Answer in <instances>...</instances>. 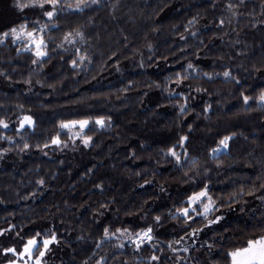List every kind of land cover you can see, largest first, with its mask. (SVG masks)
Instances as JSON below:
<instances>
[{
  "label": "trees",
  "instance_id": "16d2710c",
  "mask_svg": "<svg viewBox=\"0 0 264 264\" xmlns=\"http://www.w3.org/2000/svg\"><path fill=\"white\" fill-rule=\"evenodd\" d=\"M75 3L61 0L51 20L14 7L0 20V33L47 26L35 64L12 37L0 43V120L13 123L0 127L11 138L0 139V233L20 248L55 233L59 264H230L264 234V0ZM25 116L33 125L19 130ZM81 120L90 146L62 155L61 123ZM205 186L214 213L179 215ZM148 227L139 249L104 237Z\"/></svg>",
  "mask_w": 264,
  "mask_h": 264
},
{
  "label": "snow or ice",
  "instance_id": "6c2138e0",
  "mask_svg": "<svg viewBox=\"0 0 264 264\" xmlns=\"http://www.w3.org/2000/svg\"><path fill=\"white\" fill-rule=\"evenodd\" d=\"M92 3H97L98 0H91ZM241 3H243V0H240ZM61 3V0H16V7L22 12L24 9L27 8H45V5L51 6L52 10H46L44 12V15L51 20L54 15H56L57 6ZM69 8H72V4L67 5ZM88 6V0H77V3L75 4L76 9H81L82 7ZM232 5H229V8H231ZM221 24H223V21H221ZM46 25L41 27L39 31L43 33L46 29ZM12 37L13 42L17 41H24L27 40L28 43L25 44L23 51H33L34 54L37 57L36 60H33V63H37L38 60L42 59L43 57L47 56V51L45 49L47 48V44L45 42V39L43 36H37L34 34V31H28L27 25L22 24L20 25L19 29L13 27L10 31H6L3 33H0V43H3L4 40L8 37ZM75 37H82V33L76 32L68 33L64 36V41L67 43H74ZM60 47H63V44L60 45ZM85 57L81 56L80 60L83 61ZM73 66H76V61L74 60ZM189 67H192L189 65ZM223 75L225 77H229V72H224ZM260 100L264 101V94L260 96ZM245 103L248 102V97L244 98ZM183 107L181 108V111H183ZM96 124H99L101 126L104 125V121L102 119L96 120ZM33 124L32 118L30 116H25L20 121V128H24L25 125L31 126ZM89 124L88 120H81V121H71L69 123H61L60 127L62 129H68L71 131L72 128H75L77 125H79L81 132L85 127H87ZM0 127L7 129L9 125L3 121L0 120ZM81 133L77 132L75 135L79 136ZM0 139H9L10 137H0ZM88 139H85L83 142L85 145L88 144ZM186 139V138H182ZM231 139V137H225L223 140L220 141V145L223 148L228 147V140ZM53 144L59 145L61 141L59 138H56L52 141ZM48 145H45L47 147ZM28 145H25V148H27ZM214 150V151H218ZM170 153L172 156H175L177 160L179 161V156L175 151L170 150ZM43 183V181H41ZM207 200V203L204 201ZM200 204L203 207V211L200 212L197 210V208L194 205ZM188 207H183L181 209H177V212L179 215L187 218V219H193L194 217L190 215V211L192 213H195V215H203L205 218H207V214L212 211V206L214 205V201H212L211 196L208 193L207 186H205L204 190L195 193L194 195L190 196L188 198ZM175 218V217H174ZM220 217H217L215 220L209 221V224L217 223L219 221ZM157 222H159L160 217H156ZM200 230L196 229L193 230L192 233L189 235L195 236L198 234ZM153 229L151 227H148L147 229L141 230L136 233L130 232L128 229H117L116 232L110 233L109 230L106 228L104 230V237L105 239H110L112 237H122L125 239H128L131 243L135 244L137 249L139 247L146 243L151 242L153 240ZM0 235H3V233H0ZM133 236L135 238H133ZM184 237H181L179 240L174 241L175 244L179 245L181 241H183ZM53 243H58L56 240L55 233H52L50 235V238H41V233L37 232L35 236L28 239L26 243L23 245L22 251H17L15 247H9L3 250L4 255L11 254L14 257H17V260H10L9 264H17L18 260H22L23 264H28L29 260L33 261V264H44L43 257L46 255L48 251H50L49 246ZM100 245L98 244L97 247ZM123 244H120L119 247H123ZM169 247H172V244H169ZM179 249L173 248V251H178ZM183 251H188L187 248H184ZM34 253H38L35 257L33 256ZM229 257L230 264H264V234H261L259 238H251L248 239L246 242V246H241L238 248H235L227 253ZM26 258V259H25ZM153 259H156V257H153Z\"/></svg>",
  "mask_w": 264,
  "mask_h": 264
},
{
  "label": "rangeland",
  "instance_id": "374dc122",
  "mask_svg": "<svg viewBox=\"0 0 264 264\" xmlns=\"http://www.w3.org/2000/svg\"><path fill=\"white\" fill-rule=\"evenodd\" d=\"M65 1H70V0H65ZM25 2H26V0H25ZM75 2L77 3V0H75ZM90 3L92 4L91 0H88V4H90ZM15 5H16V0H0V20L4 21L8 17H10V15L12 14V8L14 7L15 9H18ZM72 8H75V7H72ZM27 9H33L32 10L33 14H35L36 10H37L39 13H42V15H44V12L46 10H49V11L52 10L51 6H48V5H45V8H43V9L39 8V7H37V8H27ZM27 9H24V11L27 10ZM24 13H27V11H25ZM44 17L47 19V17L45 15H44ZM35 21H38V20H35ZM19 27H16V28L19 29ZM41 27H43V26L40 25L38 28L32 30V31H34V34L37 35L38 37L39 36H43V34H44V32L41 33L39 31V29ZM74 39H75L74 43H67L66 42L67 43V47H73L77 43V41L79 40V37H75L74 36ZM26 43H28L27 40L15 42V44H21V45H24V46H25ZM45 51H46V49H45ZM33 53H34V50H33ZM45 57H43L42 59H44ZM36 59H37V57H36ZM42 59H40V60H42ZM40 60H38V61H40ZM262 103H264V101H262ZM107 122L104 121V125L103 126H101L99 124L98 125H99V127H104L105 125H107ZM7 124L9 125V127L7 129H9L13 123H7ZM16 125H17V128L19 130H22L25 127H32L33 124L31 126L25 125L24 128H22V129L20 128V123H18ZM88 126H89V124H88ZM88 126L85 127L82 132H81V129H80L79 125H77L75 128H72L71 131H69L68 129H62V132L66 133L68 135L69 140H68V142H61L59 145L54 144L55 147H59L60 153L62 155H67L68 151H70V152L73 151L74 152V150H77L81 146L89 147L90 144H91V139L88 140V144L87 145H85V143L83 142L85 139H88V138L84 137L85 131L88 128ZM77 132H80L81 134L79 136L75 135ZM224 149L225 148L222 147L220 150H224ZM46 154H48V153H46ZM7 155L8 154H7L6 151L0 149V166H2L4 164L5 160L7 161ZM204 202L207 203V200H205ZM194 206L197 208V210L200 209L201 212L203 211L202 205L197 204V205H194ZM212 209L213 210L210 211L207 214V218H209L214 213V211L216 209L215 203L212 206ZM191 213L192 212L190 211V214ZM192 214H195V213H192ZM222 216H224V215L221 214L219 217H222ZM1 233H3V235H0V263L1 264H9L10 260H17V257L12 256L11 254L4 255L3 254V250L6 249V248H9V247H15L17 249V251L19 252V251H22L23 247L22 248L19 247L20 240L18 238H14V237L10 236V233H7V232H1ZM41 238H50V237H44V236L41 235ZM112 238L119 239V241L121 242L120 244L127 243V246L134 245L128 239H125V238H122V237H120V238L112 237ZM133 238H135V237L133 236ZM180 245L181 246L184 245V242H181ZM49 248H50V251H48L46 253V255L43 257L44 264H59L60 260H63V259L66 258L65 257V253L62 251L63 247L61 246V244L59 242L51 244L49 246ZM36 255H38V253H34L33 254L34 257ZM17 264H23V261L22 260H18ZM28 264H33V261L29 260Z\"/></svg>",
  "mask_w": 264,
  "mask_h": 264
}]
</instances>
